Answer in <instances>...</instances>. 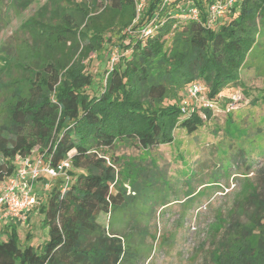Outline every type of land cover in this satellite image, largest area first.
Instances as JSON below:
<instances>
[{"label": "trees", "instance_id": "trees-1", "mask_svg": "<svg viewBox=\"0 0 264 264\" xmlns=\"http://www.w3.org/2000/svg\"><path fill=\"white\" fill-rule=\"evenodd\" d=\"M33 1L15 0L20 10ZM55 1L21 23L27 56L10 67L16 76L0 80V186L16 172L18 156L39 152L56 168L70 158L71 167L55 177L40 206L48 237L37 246L21 245L18 225H5L0 264H128L139 242L111 232L112 217H127L129 206L138 209L134 197L147 203L150 192H162L169 181L157 159L134 161L129 202L111 152L119 141H133L150 156L152 148L173 143L177 127L195 133L201 119L184 111L179 99L195 81L205 82L210 99L242 83L241 69L249 67L261 34L264 42V0H240L212 23L208 0H144L134 25L139 0ZM189 4L199 5L201 19L176 16ZM113 27L117 40L108 33ZM114 47L119 59L112 62ZM103 49L97 83L82 59ZM260 99L264 104V92ZM237 206L245 220L232 217L226 232L233 238L221 242L216 264H264V190L250 192ZM231 240L240 244L233 249Z\"/></svg>", "mask_w": 264, "mask_h": 264}, {"label": "rangeland", "instance_id": "rangeland-1", "mask_svg": "<svg viewBox=\"0 0 264 264\" xmlns=\"http://www.w3.org/2000/svg\"><path fill=\"white\" fill-rule=\"evenodd\" d=\"M47 1L34 0L25 10H20L15 0H3L0 4V48L6 47L4 53L0 52V68L4 70H0V80L5 81L7 76L18 74L17 69L10 71V67L14 63L18 67L19 61L23 62L28 53L27 39L20 31V25ZM143 7L144 0L136 2V17L132 25L139 19ZM113 28L108 33L117 40L118 27ZM262 37V34L258 37V49L255 47L248 57L249 67L241 69L242 83L231 84L218 98H211L215 107L211 109L210 116L200 107L202 103L195 108L194 114L202 122L195 133L190 134L177 127L173 143L152 148L150 156L133 141H119L111 152L119 159L116 163L117 179L126 188L127 201L131 202L133 199L130 198L135 196L129 183L134 161L157 159L169 181L162 192H150L151 201L147 203L134 197L139 210L132 212L131 205V213L127 217L122 214L112 217L111 232L128 239L134 237L139 242L138 254L128 264H216L221 242L225 237L233 238L226 232L232 217L245 220L237 203L242 204L243 198L252 191L264 190V104L260 99L264 92ZM70 45L71 40L68 41ZM104 52V49L102 52H90L82 59V64L96 77L97 83L101 78L98 73H102L106 60L101 57ZM56 56L62 58L63 54ZM88 90L93 94L91 88ZM97 90L98 93L102 91L101 84ZM206 94L208 96V89ZM184 100L180 98L179 102ZM40 155L37 152L32 157ZM65 175L59 174L57 178ZM55 177H46L48 188L44 176L36 181L34 187L40 203L45 202L48 189L58 180ZM116 190L114 186L113 191ZM40 206L38 204L31 211L26 224L19 223L21 245L33 243L37 246L48 237ZM6 238L0 233V240ZM252 240L255 243L257 237ZM230 242L233 249L240 244L239 241Z\"/></svg>", "mask_w": 264, "mask_h": 264}, {"label": "built area", "instance_id": "built-area-1", "mask_svg": "<svg viewBox=\"0 0 264 264\" xmlns=\"http://www.w3.org/2000/svg\"><path fill=\"white\" fill-rule=\"evenodd\" d=\"M239 1L208 0L206 11L208 12L209 22L212 23L218 18L223 17ZM182 11V13L177 12L176 16H183L186 19H201V9L198 4L184 6ZM143 31L151 32L148 28H145ZM118 59L119 53L117 50H113L111 53L112 62L118 61ZM207 89L205 82L201 80L189 85L184 90L185 100L182 102L183 110L193 113L195 108L199 106V103H202L203 107L214 108L215 104L206 94ZM17 160L19 166L16 172L0 186V230L2 229L3 221L7 218L19 220L22 223L27 222L31 211L38 205V197L34 192V185L41 176L55 177L61 173H65L66 171L64 170L71 167L70 158L62 161L57 168L51 163L46 162L44 155L36 158L32 156H18ZM45 183V186L48 187L49 183Z\"/></svg>", "mask_w": 264, "mask_h": 264}, {"label": "crops", "instance_id": "crops-1", "mask_svg": "<svg viewBox=\"0 0 264 264\" xmlns=\"http://www.w3.org/2000/svg\"><path fill=\"white\" fill-rule=\"evenodd\" d=\"M35 192H36V196H37V190H35ZM38 197V196H37ZM38 204H41L40 203V201H39V197H38ZM37 206V205H36ZM41 209V208H40ZM40 209H39V211H40ZM34 210V209H33ZM30 215H31V213H30ZM30 215H29V217H30ZM29 217H28V219H29ZM9 223H14V224H17L18 225V228H19V223H22L21 221H19V220H16V219H12V218H7V219H5L4 221H3V226H2V229L0 230V233H2V236L3 237H5V236H7L6 235V230H5V225H7V224H9ZM25 224H26V222H24ZM23 223V224H24Z\"/></svg>", "mask_w": 264, "mask_h": 264}]
</instances>
